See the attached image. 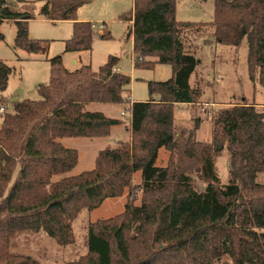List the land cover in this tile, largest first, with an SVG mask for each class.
Segmentation results:
<instances>
[{
    "label": "trees",
    "instance_id": "trees-1",
    "mask_svg": "<svg viewBox=\"0 0 264 264\" xmlns=\"http://www.w3.org/2000/svg\"><path fill=\"white\" fill-rule=\"evenodd\" d=\"M88 0H44L40 14L51 20L73 19L67 51L90 50L93 25L77 21L78 8ZM176 0H134L130 14L136 66L151 67L146 58L171 64L173 77L149 82L150 99L131 101L125 94L131 77L117 70L110 56L99 70L83 65L69 70L62 56L50 59L51 81L39 86L41 98L25 99L4 110L0 125V264H41L31 255L10 251L21 232H45L60 245L74 242L72 223L82 209L93 210L107 198L121 196L141 171L139 205L127 202L123 212L91 221L87 252L67 264H264V111L242 103L210 114L211 143L175 130V106L193 104L203 94L190 78L200 63L187 52L184 32L214 27L217 41L239 45L247 38L251 79L264 85V0H215L210 23L176 19ZM33 15L0 0V23L17 25L16 44L27 51H46L32 39ZM13 68L0 60V109ZM90 103L128 105L131 140L106 147L92 170L71 171L79 153L65 146L64 137H103L119 118ZM177 151L180 162L157 165L159 149ZM230 152L229 180L221 183L215 154ZM184 159L195 160L194 184ZM228 257L230 262H223Z\"/></svg>",
    "mask_w": 264,
    "mask_h": 264
},
{
    "label": "rangeland",
    "instance_id": "rangeland-1",
    "mask_svg": "<svg viewBox=\"0 0 264 264\" xmlns=\"http://www.w3.org/2000/svg\"><path fill=\"white\" fill-rule=\"evenodd\" d=\"M20 11L33 15L28 22V31L32 39L45 44L46 51H27L16 44L17 25L13 20L0 23V60L13 68L8 86L3 92L5 100L1 114L7 109L14 111V105L25 99L41 98L39 86L51 81L50 59L61 55L62 64L69 70L83 65H90L99 70L110 56L119 58L116 68L129 75L131 82L125 94L131 101L150 99L149 82L167 81L173 77L171 64L159 63L157 57L146 60L151 67L135 65L138 56L133 50V36L130 37V23L124 17L131 13L134 0H88L77 12V21L90 22L93 25V41L90 50L67 51V40L74 33L73 19L51 20L40 14L44 0H10ZM215 15V0H176V19L181 22L210 23ZM214 27L206 26L201 31L184 32V43L187 52L194 54L200 63L190 78L192 85L200 82L204 94L193 104H177L175 106V130L192 134L197 140L211 143L213 131L210 114L221 108L242 103L256 104L257 109L264 111V85L251 79L249 69L248 43L243 38L239 45H229L217 41ZM128 105L119 103H90L89 110L103 111L106 115L122 120L114 125L109 134L103 137H64L61 142L79 153L77 165L65 174L55 175L54 180L64 176L77 175L95 167L98 152L106 147H116L121 142L131 140V116ZM125 112V114H122ZM172 159L180 162L177 151L165 147L159 149L157 165L165 166ZM215 165L221 183L229 180L228 169L230 152L224 148L215 154ZM183 166L191 172L194 184L201 187L203 181L196 177L194 169L198 167L195 160L184 159ZM141 171L133 175V184L127 187L121 196L107 198L99 207L82 209L74 219L72 226L74 242L60 245L45 232L26 231L16 234L10 244V251L16 254L31 255L41 264H67L79 259L87 252V229L91 221L110 218L124 211L127 202L139 205L142 193L138 190L141 182ZM264 183V170L256 178ZM223 262H230L226 257Z\"/></svg>",
    "mask_w": 264,
    "mask_h": 264
},
{
    "label": "built area",
    "instance_id": "built-area-1",
    "mask_svg": "<svg viewBox=\"0 0 264 264\" xmlns=\"http://www.w3.org/2000/svg\"><path fill=\"white\" fill-rule=\"evenodd\" d=\"M3 109V108H2ZM128 112H129V114H130V116H131V113H130V111L128 110ZM122 114H125V112H122Z\"/></svg>",
    "mask_w": 264,
    "mask_h": 264
},
{
    "label": "crops",
    "instance_id": "crops-1",
    "mask_svg": "<svg viewBox=\"0 0 264 264\" xmlns=\"http://www.w3.org/2000/svg\"><path fill=\"white\" fill-rule=\"evenodd\" d=\"M103 112V111H102ZM108 116V115H107ZM130 131H131V127H130ZM125 142V141H124Z\"/></svg>",
    "mask_w": 264,
    "mask_h": 264
}]
</instances>
